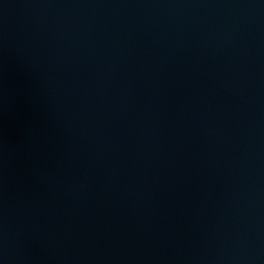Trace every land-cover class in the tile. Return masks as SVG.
Returning <instances> with one entry per match:
<instances>
[{"label":"water","instance_id":"1","mask_svg":"<svg viewBox=\"0 0 264 264\" xmlns=\"http://www.w3.org/2000/svg\"><path fill=\"white\" fill-rule=\"evenodd\" d=\"M0 264H264V0H0Z\"/></svg>","mask_w":264,"mask_h":264}]
</instances>
